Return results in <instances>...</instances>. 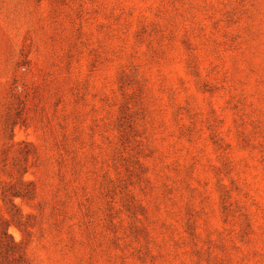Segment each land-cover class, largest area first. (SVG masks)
<instances>
[{"label": "rangeland", "instance_id": "rangeland-1", "mask_svg": "<svg viewBox=\"0 0 264 264\" xmlns=\"http://www.w3.org/2000/svg\"><path fill=\"white\" fill-rule=\"evenodd\" d=\"M0 264H264V0H0Z\"/></svg>", "mask_w": 264, "mask_h": 264}]
</instances>
